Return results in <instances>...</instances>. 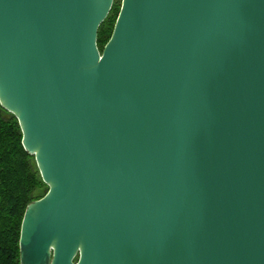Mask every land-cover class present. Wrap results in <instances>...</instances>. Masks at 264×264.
Segmentation results:
<instances>
[{"label": "water", "instance_id": "1", "mask_svg": "<svg viewBox=\"0 0 264 264\" xmlns=\"http://www.w3.org/2000/svg\"><path fill=\"white\" fill-rule=\"evenodd\" d=\"M0 0V105L48 192L20 264H264V0Z\"/></svg>", "mask_w": 264, "mask_h": 264}, {"label": "trees", "instance_id": "2", "mask_svg": "<svg viewBox=\"0 0 264 264\" xmlns=\"http://www.w3.org/2000/svg\"><path fill=\"white\" fill-rule=\"evenodd\" d=\"M119 9L114 3L99 27L100 51L112 34ZM22 139L18 120L0 105V264H20L19 241L26 208L48 192L35 157L24 149Z\"/></svg>", "mask_w": 264, "mask_h": 264}, {"label": "rangeland", "instance_id": "3", "mask_svg": "<svg viewBox=\"0 0 264 264\" xmlns=\"http://www.w3.org/2000/svg\"><path fill=\"white\" fill-rule=\"evenodd\" d=\"M115 5L121 7L122 0H114ZM120 10V9H119ZM119 13V12H118ZM114 27V26H113ZM44 191V190H43ZM46 193V192H45Z\"/></svg>", "mask_w": 264, "mask_h": 264}]
</instances>
